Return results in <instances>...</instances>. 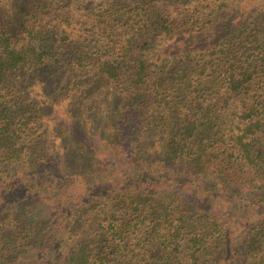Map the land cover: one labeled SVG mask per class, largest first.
Listing matches in <instances>:
<instances>
[{
  "label": "trees",
  "instance_id": "obj_1",
  "mask_svg": "<svg viewBox=\"0 0 264 264\" xmlns=\"http://www.w3.org/2000/svg\"><path fill=\"white\" fill-rule=\"evenodd\" d=\"M50 64L86 130H105L102 153L138 160L97 171L66 144L70 172L30 178L41 106L12 79ZM175 163L264 193V0H0V264H264V211L230 259L223 217L160 188Z\"/></svg>",
  "mask_w": 264,
  "mask_h": 264
},
{
  "label": "rangeland",
  "instance_id": "obj_2",
  "mask_svg": "<svg viewBox=\"0 0 264 264\" xmlns=\"http://www.w3.org/2000/svg\"><path fill=\"white\" fill-rule=\"evenodd\" d=\"M197 42L192 41L188 46H184L182 43H171L163 49V55H167V57L177 56L180 51L182 52L186 49H191V47H195ZM212 43L213 40H210L205 44L211 45ZM12 80L20 90L27 91L29 95L34 96L41 106V112L39 114L41 130H39L38 138H41V147L44 148L41 154L46 162H42L39 166L40 168L34 171L35 174L30 176L32 180L35 178H38V181H42V178H47L46 180L61 179L63 174L70 172L62 168L57 173L60 167H64L61 164L57 167V164L58 162L62 163L64 160H67L66 153H69V149H73L74 147L80 148L79 153H86V157L84 158H89V160L93 161L97 171L102 170L111 161L115 164H124L123 166H125L130 160H138L139 157L137 156L136 159H133L134 157L123 160L111 159L110 155L102 153L104 146L102 137L106 133L105 130L103 128L86 130L85 126L87 127V125L83 122L86 120V117L80 116L83 119L77 118L76 114L78 109L66 100L72 87L69 85V80H63L52 64L39 70L21 73L13 77ZM90 126H93L92 120L88 127ZM217 128L213 125L204 127V137L215 134L216 132L214 131H217ZM66 144H69V149L64 153L60 152L63 151ZM140 147L142 150L149 152L152 146L150 142H144ZM92 153L96 159L91 158L93 156ZM140 155H142L141 152ZM86 163V161H82L80 166L83 167ZM171 166L173 167V174L170 166L171 170L169 173H171L172 180L168 178V182L161 185L160 188L178 192L182 199L186 202H191L196 208L222 216L228 227V248L226 250L230 254L229 258L231 259L234 255L239 254L240 259L244 261L247 250L245 246H238L237 239L241 238L239 236L241 227L251 223L257 216H261L262 211H264V193L246 188L243 189L244 192L241 196H237L232 189H225L223 187L224 184L218 183L214 185L210 182V179L198 172L194 178L195 183L192 180L189 181L187 175L189 172H192V169L182 163H175ZM147 167L143 166V170L147 171ZM95 169L93 166H89L85 174L83 173L81 176L89 180L96 173ZM104 169H107V167ZM150 171L152 172V170ZM71 172L74 175L82 173L79 167H76V171ZM21 181L22 185H27L29 182L25 178H22ZM77 186L80 189L83 187L82 184H78ZM4 193L7 195L10 193V190L7 188L4 189ZM73 208V204L69 203L67 205V209L73 210ZM262 216L264 217V214Z\"/></svg>",
  "mask_w": 264,
  "mask_h": 264
}]
</instances>
